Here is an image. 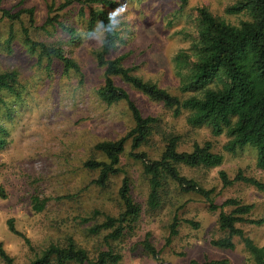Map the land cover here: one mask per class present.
<instances>
[{
  "label": "rangeland",
  "instance_id": "obj_1",
  "mask_svg": "<svg viewBox=\"0 0 264 264\" xmlns=\"http://www.w3.org/2000/svg\"><path fill=\"white\" fill-rule=\"evenodd\" d=\"M113 1V7L73 1L61 10L58 8L65 0L0 1V8L25 11L14 22L0 17V71L14 70L19 82L16 93L2 90L0 94V124L7 131L6 144L0 148V184L7 192L6 198L0 197V243L15 264H26L49 244L65 243L69 237L85 248L90 257H95L107 246L106 232L93 234L90 228L107 215L117 216L121 212L118 190L122 178L127 176L130 194L140 204L141 213L130 232L111 242L122 255L117 264H157L143 250L141 242L146 233L166 264L223 258L231 264H255L237 236L233 249L223 250L210 243L224 233L218 229V211H210L201 196L181 193L169 182L161 205L147 210V179L141 164L129 155V141L120 159L123 172L112 176L106 187L94 184L98 171L84 166L90 158L104 159L94 150L97 142L118 139L133 126L124 101L106 105L97 96L104 81V68L97 64L96 54L101 49L104 30L98 22L92 24L91 31L87 28L91 9L106 11L123 38L107 57H121L122 64L131 67L134 75L182 98L190 92L182 90L181 77L186 70L176 62V55L192 56L197 8L206 7L215 17L231 24L248 19V15L227 12L238 0H188L183 7L179 0ZM28 10L33 13L32 26ZM54 16V23L47 24V18ZM56 21L72 28L74 34L62 30ZM10 27L14 34L7 44ZM23 27H28L31 39L62 48L78 70L66 69L59 60L41 55L38 47L30 50L24 41ZM113 79L128 92L143 116L158 120L152 135L138 150L158 158L170 135L179 138V150L188 151L195 142L211 141L213 150L223 155L222 163L209 169L179 165L180 173L206 189L214 188L216 204L236 198L252 205L251 218L264 216V191L243 182L224 188L218 175L223 170L233 177L242 170L264 182V169L256 166L254 148L245 146L234 153L226 152L225 134L214 136L205 126L192 127L186 121V111L175 116L171 109L120 77ZM32 196L49 198L42 212L32 209ZM231 209L224 207L227 212ZM174 215L180 220L178 234L167 243L168 225ZM186 219L197 222L198 227L184 222ZM10 220L20 235L10 231ZM237 226L256 245H264V224Z\"/></svg>",
  "mask_w": 264,
  "mask_h": 264
},
{
  "label": "trees",
  "instance_id": "obj_2",
  "mask_svg": "<svg viewBox=\"0 0 264 264\" xmlns=\"http://www.w3.org/2000/svg\"><path fill=\"white\" fill-rule=\"evenodd\" d=\"M1 1V0H0ZM73 1L82 4L101 3L113 7V0H65L58 9H64ZM183 7L188 0H179ZM10 9L0 8L1 18L14 22L20 19L21 13ZM29 14L30 26L33 25L32 10ZM229 13L245 12L248 19L238 24H231L215 17L206 7L197 8V36L191 44L192 56L186 53L176 55V62L186 70L181 77L182 90L190 92L182 98L171 94L152 81L144 80L132 73L131 67L122 64L121 57L109 58L110 52L123 42L119 30L113 23L110 15L104 10H90L87 28L91 31L92 24L98 22L103 30L104 37L101 49L96 54L97 64L104 68V81L97 90L98 98L106 105L124 101L131 114L133 126L118 139L102 140L94 145V150L104 159L90 158L84 162L88 169L97 170L98 176L93 183L106 187L109 179L123 170L120 167L121 155L125 150V143L130 142L129 155L138 161L147 179L148 194L146 199L147 210L153 211L161 205V197L172 182L181 193H192L204 198L210 211H218L217 225L223 236L212 239L210 243L220 249H233L234 237H239L245 250L255 264H264V245L258 246L245 232L237 226L238 223L254 225L264 224V216L251 218V204L241 203L236 198H227L221 204H216L214 188L206 189L196 180L180 173L179 165L191 168H215L223 161V155L213 150L211 141L193 143L191 150H179V138L170 135L158 158H150L145 151L138 148L146 143L152 135L157 118L143 116L128 92L115 84L114 77H120L133 88L161 102L172 110L173 115H180L186 111L187 123L192 127H207L212 135L225 134L228 140L223 145L226 152L234 153L238 149L249 146L256 150V166L264 169V0H238L227 8ZM56 16L48 17L46 23H54ZM56 24L70 35L74 30L62 22ZM25 43L30 50L40 49L41 55L59 60L66 69L78 70L77 64L66 56L60 47L35 41L29 35L28 27L22 28ZM13 29L10 27L6 43L13 38ZM18 74L14 70L0 71V94L2 90L10 93L17 92ZM0 98V102H1ZM7 131L0 124V148L6 144ZM222 187H228L236 182H243L264 191V182L252 176L245 175L238 170L233 177H229L223 170L218 172ZM122 210L117 216L107 215L105 219L90 228L93 234L103 231L106 248L98 251L95 257H90L87 250L81 247L72 237L65 243H51L44 248L40 255L26 264H117L122 255L116 251L111 242L120 240L130 232L141 213L140 204L135 202L130 194V183L124 176L118 190ZM0 197L6 198L7 192L0 184ZM32 209L42 212L49 198L40 199L32 196ZM231 206L230 211L224 207ZM87 221V220H84ZM197 228L198 223L193 220H184ZM180 220L174 215L168 225L166 242L178 234ZM11 232L19 234L12 221L8 222ZM20 235V234H19ZM26 241L27 238H25ZM143 250L151 255L157 264H166L159 257V251L149 239V233L143 239ZM0 259L3 264H15L11 256L0 243ZM190 264H231L227 258L190 260Z\"/></svg>",
  "mask_w": 264,
  "mask_h": 264
},
{
  "label": "crops",
  "instance_id": "obj_3",
  "mask_svg": "<svg viewBox=\"0 0 264 264\" xmlns=\"http://www.w3.org/2000/svg\"><path fill=\"white\" fill-rule=\"evenodd\" d=\"M223 250H226V249H223ZM228 250V249H227Z\"/></svg>",
  "mask_w": 264,
  "mask_h": 264
}]
</instances>
